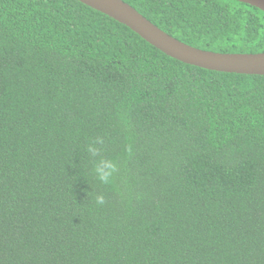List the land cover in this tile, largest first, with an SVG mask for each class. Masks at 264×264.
Listing matches in <instances>:
<instances>
[{
    "label": "trees",
    "instance_id": "1",
    "mask_svg": "<svg viewBox=\"0 0 264 264\" xmlns=\"http://www.w3.org/2000/svg\"><path fill=\"white\" fill-rule=\"evenodd\" d=\"M123 1L194 47L264 51L251 5ZM0 264H264V75L182 63L77 0H0Z\"/></svg>",
    "mask_w": 264,
    "mask_h": 264
},
{
    "label": "water",
    "instance_id": "2",
    "mask_svg": "<svg viewBox=\"0 0 264 264\" xmlns=\"http://www.w3.org/2000/svg\"><path fill=\"white\" fill-rule=\"evenodd\" d=\"M125 25L165 55L203 69L246 75H264V51L223 53L189 45L166 33L123 0H77ZM264 12V0H236Z\"/></svg>",
    "mask_w": 264,
    "mask_h": 264
},
{
    "label": "clouds",
    "instance_id": "3",
    "mask_svg": "<svg viewBox=\"0 0 264 264\" xmlns=\"http://www.w3.org/2000/svg\"><path fill=\"white\" fill-rule=\"evenodd\" d=\"M103 143L104 140L101 137H96L87 145V152L90 157L94 158L93 172L95 178L101 184L108 185L111 183L114 174L118 171V167L114 160L100 156ZM126 151L130 153L131 148L128 147ZM95 203L97 206H103L105 204V196L103 194H97Z\"/></svg>",
    "mask_w": 264,
    "mask_h": 264
}]
</instances>
